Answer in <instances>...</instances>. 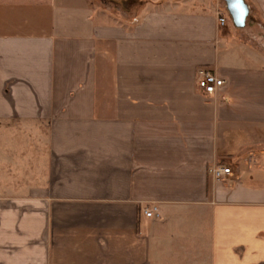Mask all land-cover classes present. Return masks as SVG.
<instances>
[{
    "label": "crops",
    "instance_id": "1",
    "mask_svg": "<svg viewBox=\"0 0 264 264\" xmlns=\"http://www.w3.org/2000/svg\"><path fill=\"white\" fill-rule=\"evenodd\" d=\"M171 1L0 0V264H264V54Z\"/></svg>",
    "mask_w": 264,
    "mask_h": 264
},
{
    "label": "rangeland",
    "instance_id": "2",
    "mask_svg": "<svg viewBox=\"0 0 264 264\" xmlns=\"http://www.w3.org/2000/svg\"><path fill=\"white\" fill-rule=\"evenodd\" d=\"M94 8L110 10L114 13L132 16L141 10L150 0H91ZM169 1V0H160ZM171 2H175L172 0ZM244 39L253 45V48L264 54V19L258 13L250 15L247 24L242 29ZM150 208V207H149Z\"/></svg>",
    "mask_w": 264,
    "mask_h": 264
},
{
    "label": "built area",
    "instance_id": "3",
    "mask_svg": "<svg viewBox=\"0 0 264 264\" xmlns=\"http://www.w3.org/2000/svg\"><path fill=\"white\" fill-rule=\"evenodd\" d=\"M226 22L225 17L220 18V23L224 24ZM197 84L198 87L206 94H214L225 81L216 75L214 72L207 68H202L198 70ZM209 173L213 175L216 179H224L226 176L231 174V168L225 165H215L209 168ZM144 213L148 217L159 216V209L157 206H152L150 208H145Z\"/></svg>",
    "mask_w": 264,
    "mask_h": 264
},
{
    "label": "water",
    "instance_id": "4",
    "mask_svg": "<svg viewBox=\"0 0 264 264\" xmlns=\"http://www.w3.org/2000/svg\"><path fill=\"white\" fill-rule=\"evenodd\" d=\"M227 9L236 27H245L250 8L244 0H226Z\"/></svg>",
    "mask_w": 264,
    "mask_h": 264
}]
</instances>
